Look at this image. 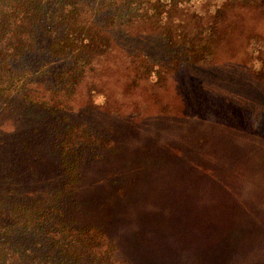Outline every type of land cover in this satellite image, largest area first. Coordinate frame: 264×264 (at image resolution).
Segmentation results:
<instances>
[{
  "label": "trees",
  "instance_id": "1",
  "mask_svg": "<svg viewBox=\"0 0 264 264\" xmlns=\"http://www.w3.org/2000/svg\"><path fill=\"white\" fill-rule=\"evenodd\" d=\"M205 1L0 0V264H24V232L41 231L50 216L24 205V154L34 163L30 185L42 182L37 164L52 153L76 186L81 175L68 141L44 143L40 128L24 126V109L35 105L28 100L24 108V88L36 82L24 71V61L40 51L66 60L68 69L58 73L54 88L62 93L70 82L65 77L79 78L94 56L120 43L145 61V73L179 78L178 86L161 98L155 118L112 135L109 152L99 160L102 168L111 160L122 164L111 175L117 187L108 213L96 224L66 226L63 237L51 238L62 256L59 264H264V43L258 68L217 66L218 23L199 30L197 11L192 15L197 22L186 18L193 4ZM222 13L216 6L214 17ZM129 28L139 31L128 33ZM78 141L75 148L94 145ZM127 141L133 143L129 148L123 146ZM154 182L162 183L155 189ZM134 192L140 196L130 200ZM199 194V207L207 210L194 213L189 203ZM148 195L152 207L136 209ZM126 210L123 223L132 228L131 238L118 230V215ZM156 215L164 219L158 227L151 221ZM175 226L190 231L187 248L182 245L185 250L192 245L186 253L176 246L187 234ZM146 233L149 238L142 236ZM148 241L162 251H150ZM243 251H252L251 259L240 262L236 257Z\"/></svg>",
  "mask_w": 264,
  "mask_h": 264
},
{
  "label": "rangeland",
  "instance_id": "2",
  "mask_svg": "<svg viewBox=\"0 0 264 264\" xmlns=\"http://www.w3.org/2000/svg\"><path fill=\"white\" fill-rule=\"evenodd\" d=\"M213 1L206 0L200 4H193L189 9L190 14L186 17L197 22L199 19L192 16L193 12L197 11L201 18L200 25H202L199 26V30H207L209 25L218 23L215 29L222 33V40L219 49L216 50L213 63L217 66L234 65L238 68V64L247 63V66L251 65L253 69L258 68V59H261L264 43V0ZM216 6L222 8V17H214ZM133 29L129 28L126 32L139 31ZM257 35L261 36L262 40L257 39ZM123 45V43L112 44L109 52L94 56L92 61L82 69L79 78L75 73H72L73 78L65 77L63 81L67 79L70 82L62 88V93L55 92L54 88L59 87V85L56 86L60 83L58 73L62 71L65 74L68 69L66 60L48 58L40 51L30 60L24 61V71L30 74L29 77L33 76L31 77L33 82L36 81L33 84H27L24 88V108L29 105L28 100L35 102L31 109H24V126L30 129L40 128L43 134L41 140L44 143L53 141L54 144H58L68 141L67 146L74 153V159L79 161L81 172L80 183L76 186L72 183V178L64 172V166L57 155L52 153L46 163L37 164L40 169V173H37L41 176L42 182L30 185L29 177L36 175L35 169L31 167L34 163L31 155L24 154V176L20 178V183L24 184V205L39 207L50 213L41 231L24 232V264H59L62 256L57 253L58 249L52 248L51 238L63 237L61 233L64 231L63 227L72 225L77 228L96 224L104 219L102 214L108 213L109 199L114 187H117V184L111 182V175L114 171H119L121 164L117 160L109 161L110 164L103 168V163L99 164L101 155L106 157L109 152L110 138L114 133L120 135L127 126L139 125L144 118L147 120L155 118L161 98L166 95L169 88L178 86L179 78H173L168 74L161 77L154 72L145 73L144 67L147 68L145 61L137 57L133 49L126 50ZM43 46L46 45L43 44ZM182 77L186 76L182 75ZM42 101L46 103V107L42 106ZM129 120L132 122L131 125L128 124ZM10 125L7 121L4 127L9 128ZM147 125L151 123L148 122ZM72 128L73 138L71 139L69 136ZM148 131L153 132L151 129ZM27 137L26 133L24 138ZM79 139L85 143L94 142V145L75 148L74 145L80 142ZM14 140L18 143V137ZM116 141L121 143L123 138L118 137ZM131 145L133 143L127 141L123 146L131 147ZM136 174L138 172L132 171L130 176L137 179ZM100 181L104 182L100 183ZM161 183L154 182L153 187L157 189L155 186ZM74 187L78 188L77 192H74ZM28 191L30 192L27 193ZM135 196L140 195L134 192L130 200H133ZM148 199L149 195L141 198V203L145 207L139 206L136 209L148 210L149 206L152 207ZM200 201L203 200L199 194V199L196 195L189 203L194 213L207 210L199 207ZM131 204L134 206L135 201ZM118 216L120 217L118 225L120 234H129L131 238L132 228L123 223V219L127 218V210L120 211ZM151 221L158 227L164 219L156 215ZM194 225L196 226L195 223ZM150 227L152 231H155L156 226L150 225ZM180 227L175 226L174 229L179 233L182 231L178 230ZM66 233L72 234L69 231ZM147 234L142 236L149 238ZM174 235L177 234L173 233ZM188 235L190 231L184 239L179 237L177 240L181 244L176 246L180 254L186 253L192 246L188 250L183 248V246L187 248ZM142 236V241H147ZM109 237L112 236L109 235ZM155 246L150 243V251L154 253L162 251ZM243 252L236 257V260L240 259V262H243L251 259L248 254L252 251ZM80 264L86 263L83 261Z\"/></svg>",
  "mask_w": 264,
  "mask_h": 264
}]
</instances>
